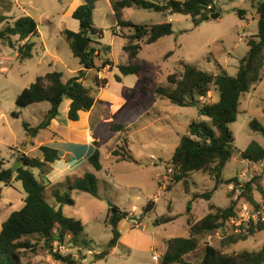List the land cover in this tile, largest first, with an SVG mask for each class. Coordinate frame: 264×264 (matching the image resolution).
<instances>
[{"label":"rangeland","instance_id":"rangeland-1","mask_svg":"<svg viewBox=\"0 0 264 264\" xmlns=\"http://www.w3.org/2000/svg\"><path fill=\"white\" fill-rule=\"evenodd\" d=\"M82 1L13 0L9 7H6L8 1H0V14L8 16L10 24L26 14L35 19L39 28V36L31 38L34 42L31 57L19 58L17 53L23 42L16 37L10 39L12 46L8 39L0 40V158L4 161L14 159L13 153L17 155L28 144L29 135L24 130L23 121L35 126L42 121L43 111L49 108L48 102L19 107L15 103L17 95L36 76L52 68L70 75L69 71L77 65L78 61L72 56L60 31L65 28L78 30V21L72 18L71 13ZM213 3L220 17L198 25L188 15H170L136 7L124 9L123 19L141 24L170 21L173 29L172 34L154 43H142L135 61L142 69L130 75L120 74L116 67L128 61L122 50V35L128 30L116 25L111 6L106 0L96 3L93 21L103 29L100 41L111 46L113 66H106L101 73V78H105L107 83L97 102L101 106L99 112L106 120H97L96 116L92 118V131L100 145L103 168L96 171L88 162L81 166L98 178V197L87 192L72 191L70 195L74 204L62 206L66 216L79 219L84 224L80 237L87 243L72 244L67 236L66 243L60 249L72 254L77 264H160L168 239L188 237L190 225L209 212L210 204L220 208L230 204L234 195L229 192L227 184L243 170L254 174L253 194L264 200V161L249 162L240 156L251 141L258 142L264 148V137L249 126L253 119L264 125V78L255 84L251 92L243 93L240 97L237 119L230 124L234 149L222 170L223 182L217 186L211 198L206 200L193 196L214 188L213 176L208 173L194 172L186 183H176L172 179L169 159L179 137L187 132L192 120L207 118L198 114L197 105L178 106L161 95L158 89L170 88L167 76L173 73L179 75L182 62L213 75L221 71L235 75L240 58L248 50L247 39L257 32L253 0H214ZM236 9L245 10L243 19L235 13ZM5 25L6 22L1 23L0 29ZM55 54L63 60V65L52 57ZM86 72L85 84L92 86L95 96L99 95L101 88L94 83L98 72L96 69ZM116 75L121 77L120 82L115 80ZM217 99L218 91L212 85L207 96L199 100L211 103ZM14 111L19 113L18 118L13 116ZM109 121L122 124L124 129L112 130L109 123H105ZM114 150L131 155L132 159L115 162L117 155H114ZM30 154L34 156L38 152L31 151ZM34 172H38V169H34ZM51 190L52 187L47 186L46 197L48 203L54 205L56 201L51 196ZM0 191L1 228L7 216L23 205L25 192L21 182L14 180L8 185L0 183ZM148 202H153L155 207L144 213L143 208ZM189 202L191 207L187 211ZM109 203L128 215L118 225L120 238L117 246L105 258L96 260V254L106 249L112 235L108 222L111 214ZM162 216H173L175 219L169 223L156 221ZM229 235L217 229L205 236L185 260L190 264H199L206 244L230 253L258 251L264 243V231H257L235 244L224 243ZM29 243L32 246L22 250L23 264H59L53 256L54 250L44 245L43 241L31 237ZM55 245L57 242H53L51 248ZM154 253L159 255L158 260L153 258Z\"/></svg>","mask_w":264,"mask_h":264},{"label":"trees","instance_id":"trees-1","mask_svg":"<svg viewBox=\"0 0 264 264\" xmlns=\"http://www.w3.org/2000/svg\"><path fill=\"white\" fill-rule=\"evenodd\" d=\"M6 1H8L6 7H9L13 0ZM98 1L100 0H83L72 11V18L76 19L79 24L77 31L67 28L60 31V35L68 44L73 57L78 59L82 69L65 81L62 79L61 72L48 71L36 76L34 81L17 95L15 103L19 107L41 102L49 103V108L43 113L40 123L31 126L23 121L27 135L34 137L40 130L47 128L51 120L58 115L64 98L70 100L68 118L72 121L78 120L81 111H89L96 103L97 99L92 86L83 83L85 72L90 69H96L99 72L106 66H113L110 56L111 46L100 41L103 37V29L97 27L93 21V13ZM109 2L116 25L128 30L122 35L124 40L122 50L128 61L116 65L122 75L136 74L141 71V65L135 61L139 56L142 43H154L173 33L170 21L134 23L122 18L124 9L136 7L154 12H167L170 15H188L195 25L206 20H217L220 17V12L213 3L214 0H109ZM252 7L256 14L257 32L247 39L248 50L240 58L235 75H229L225 71L213 75L194 65L182 62V71L179 75L176 76L173 73L167 76L170 88L158 89L161 95L178 106L197 105L198 114L207 118L192 120L188 124L187 132L179 137L178 144L169 159L173 170L172 179L176 183L181 181L186 183L187 178L194 172H205L213 176L214 188L204 193H195L194 198L209 200L217 186L223 182L222 170L234 149V136L230 124L237 119L240 97L243 93L251 92L255 84L264 78V0H253ZM235 13L243 19L245 10L236 9ZM8 18L0 14V24L6 22L4 28L0 29V40L8 39L12 46L10 39L16 37L18 41L23 42L18 49L19 58L31 57L34 47L31 38L39 36L37 22L26 14L19 16L12 24L7 21ZM115 80L120 82L121 77L116 75ZM94 83L97 87H104L107 80L95 77ZM212 85L218 91V99L211 103L200 102L199 99L207 96ZM13 116L18 118L19 113L14 111ZM109 125L114 131L124 129V126L119 123L109 122ZM249 126L264 137L263 124L253 119ZM95 146L96 149L88 157V161L96 171H99L102 169V164L100 151L97 148L98 142H95ZM38 149L41 156H31L18 151L19 165L15 170L11 167L4 168V161L0 158V183L8 185L12 180L20 181L25 192L23 205L12 211L1 223L0 264H23L22 250L32 246L29 243L31 237H37L44 242V245L50 247L49 249H52L54 241L63 246L67 236L72 244L87 243L80 237L84 231L83 222L66 216L62 206L74 204L70 195L72 191L87 192L98 197V178L94 173L87 171L81 177L67 180L64 185L52 187L51 196L58 205H51L46 197L48 185L40 181L32 169H38L40 175H46L50 171V164L59 159V153L57 149L46 145H41ZM114 155L120 156L122 160L132 159L131 155L120 154L116 150H114ZM240 156L250 162L262 161L264 160V148L258 142L251 141ZM236 179L237 177H233L229 181H236ZM253 182L254 180L246 184L240 196L231 198L226 208L210 204L209 212L190 225L188 237L178 236L168 239L160 258V264H190L185 257L198 248L205 236L221 229L229 217L235 216L242 201L249 200L257 205L253 194ZM257 188L261 190L260 186ZM62 190L64 192L61 193ZM1 197L0 191V200ZM153 206V202H148L143 208L144 213L151 211ZM190 207L191 202L187 204V211ZM111 211L113 213L110 214L108 222L112 235L106 249L96 254V260L105 258L117 246L120 238L118 225L128 215L115 205L111 207ZM174 219L173 216H162L156 221L169 223ZM257 231H264V222L250 226L246 234H230L224 243H238ZM53 256L59 264L78 263L70 253L56 251L53 252ZM199 264H264V243L258 251L241 250L230 253L206 244L202 249Z\"/></svg>","mask_w":264,"mask_h":264},{"label":"crops","instance_id":"crops-1","mask_svg":"<svg viewBox=\"0 0 264 264\" xmlns=\"http://www.w3.org/2000/svg\"><path fill=\"white\" fill-rule=\"evenodd\" d=\"M106 1L110 5L109 0H106ZM17 54H19V52ZM52 57L63 65V60L59 56L55 54V55H52ZM49 66L52 67L53 65L49 64ZM80 69H82V67L79 64V62H77V65L69 71L70 75H65L61 71L59 72L62 73V79L65 81L68 78L76 75V73ZM53 70L55 69L52 68L49 71H53ZM103 70L104 68L99 72L96 70L98 74L95 75V77L101 78L102 76L101 73ZM86 73L87 72H85V75L83 78L84 84H85ZM104 87H99L101 89L99 90V95H96V99H97L96 103L89 111H86V112L81 111L79 113L78 120L72 121L68 118V107L70 104V100L68 98H64L59 107L58 115L54 119L51 120L50 125L47 128L42 129L41 132L39 131L36 134V136L28 137V144L25 147H23L22 150H20L24 152L25 154L31 155L30 154L31 151H37L38 154L34 156H41V153L38 149V147L41 145L50 146L58 150L59 159L50 164V171L46 175H40L39 170L38 172H34V169H32L35 176L40 181H42L44 184H47L50 187L63 185L65 184L67 180H73L75 178L81 177L85 172L89 171L87 168H85L86 171H84L83 167L81 166H83V164L86 162L89 163L88 157L96 149L95 142H97V140H96V137H94L93 131H92V122H93L92 118L96 116L97 120L99 119V120H102L103 122L106 120L103 114L101 115L99 112L100 111L99 109L101 108V106L97 105L98 98ZM47 109H45L43 113ZM109 122H112V121H109ZM109 122H105V123H109ZM97 148L100 151L99 143H98ZM13 156H14V159H11V160L4 161L3 159L4 168L12 167L15 164V162H18L17 155L13 153ZM118 157L120 156L116 157L115 162L125 161ZM154 163L156 164V162ZM102 168H103V165H102ZM37 174H39V177ZM154 198L155 197H153L152 199ZM254 199L257 202L262 200V198H257L256 196H254ZM154 203L156 204V201ZM155 204L153 208L155 207ZM54 205H57V203H55Z\"/></svg>","mask_w":264,"mask_h":264},{"label":"built area","instance_id":"built-area-1","mask_svg":"<svg viewBox=\"0 0 264 264\" xmlns=\"http://www.w3.org/2000/svg\"><path fill=\"white\" fill-rule=\"evenodd\" d=\"M253 177L254 174L248 172L247 170H243L237 176L236 181H232L227 184V188L229 192L233 193L234 198L242 194L246 184L250 182ZM256 203L257 205L251 203L249 200L242 201L238 213L235 216L229 217L224 226L221 229H218V232L227 234H246L248 233L250 226H255L259 222H264V200H260L258 202L256 201ZM52 249L54 252L58 251L60 253H64L60 251L61 245H59L58 242ZM153 258L158 260L159 255L154 253Z\"/></svg>","mask_w":264,"mask_h":264},{"label":"water","instance_id":"water-1","mask_svg":"<svg viewBox=\"0 0 264 264\" xmlns=\"http://www.w3.org/2000/svg\"><path fill=\"white\" fill-rule=\"evenodd\" d=\"M29 137H31V135H29ZM16 165H19V162H15V164L12 166V170H15L16 169ZM109 206L110 207H113V204L112 203H109ZM111 213H113V212L111 211Z\"/></svg>","mask_w":264,"mask_h":264}]
</instances>
